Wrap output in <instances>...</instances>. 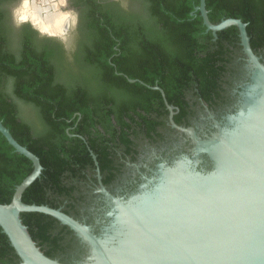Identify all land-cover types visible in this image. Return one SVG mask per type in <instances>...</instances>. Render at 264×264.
<instances>
[{
	"label": "flooded vegetation",
	"instance_id": "flooded-vegetation-1",
	"mask_svg": "<svg viewBox=\"0 0 264 264\" xmlns=\"http://www.w3.org/2000/svg\"><path fill=\"white\" fill-rule=\"evenodd\" d=\"M54 1L0 0V34L12 44L9 53L21 39L33 57L49 64L69 58L68 66L76 70L78 76L71 83L57 79L55 72V83L63 90L50 137L28 112L17 122L29 126L42 155L53 148V176L41 179L46 200L99 235L119 210L117 202L125 205L132 197L154 193L168 168L181 163L204 174L213 169L205 144L231 128L253 84L254 70L236 26L215 34L203 27L191 29L188 38L170 26L167 32L159 28L157 34L139 32L140 44L128 46L137 52L133 60L123 53L122 39L105 19L116 21L121 11H139L144 18L143 0H56V5ZM26 7L41 9L42 17L60 8L69 14L58 32H49L24 14ZM208 17L211 21L209 11ZM230 18L240 19L217 14L214 24ZM245 24L252 51L264 65V21ZM156 40L164 44L157 46ZM109 47L117 52L111 56H117L116 62L107 54L102 60L86 61ZM157 50L162 51L159 60L146 59ZM76 56L81 61L76 62ZM49 233L50 240L36 242L45 255L64 264L86 260L89 249L70 227L58 221ZM20 262L12 245L0 242V264Z\"/></svg>",
	"mask_w": 264,
	"mask_h": 264
},
{
	"label": "water",
	"instance_id": "water-1",
	"mask_svg": "<svg viewBox=\"0 0 264 264\" xmlns=\"http://www.w3.org/2000/svg\"><path fill=\"white\" fill-rule=\"evenodd\" d=\"M197 11L207 30L214 34L230 26L239 28L244 52L254 70L253 84L231 121V128L222 130L205 144L213 169L204 174L181 163L168 168L165 181L154 193L132 197L125 205L117 202L119 210L111 214L109 224L95 235L90 227L60 209L23 202L24 192L41 176L43 166L39 157L21 145L0 120V133L17 153L33 163V171L16 186L12 200L0 203V227L20 264H64L48 257L37 246L22 221L21 214L25 212L49 215L75 231L89 249L81 264H142V255L131 252V243L143 244L148 249L146 255L155 248L167 253L163 260L168 264H264V162L235 132L250 108L264 113V65L252 51L244 22L230 18L212 23L206 0H200L191 15ZM218 203L222 204L226 221L231 223L230 240L222 237L196 241L197 226L203 224L202 213L211 208L218 210ZM230 208L235 215L228 212ZM213 214L218 216L216 211Z\"/></svg>",
	"mask_w": 264,
	"mask_h": 264
},
{
	"label": "trees",
	"instance_id": "trees-1",
	"mask_svg": "<svg viewBox=\"0 0 264 264\" xmlns=\"http://www.w3.org/2000/svg\"><path fill=\"white\" fill-rule=\"evenodd\" d=\"M199 2L200 0H143L141 12L142 14L145 13L144 18L140 16L139 11L138 13L121 11L118 20L114 21L112 18H108L105 19V23L114 31L116 36L122 39L123 46L121 48L124 51L123 53L127 52L126 55L135 60L137 52L128 46L135 48L140 44L138 39L141 32L156 31L157 34L159 28H161L160 31L167 32L170 26L186 36L191 29L206 28L202 26L200 12H196V16L190 15V12L194 10V6L198 5ZM206 8L213 23L218 22V19H216L217 14H227L234 18H240L244 23H261L264 21V0H206ZM117 21L120 22L119 26H117ZM92 27L96 28L94 23ZM9 43L0 34V87L4 83V89L0 90V120L21 145L26 146L39 157L43 166L42 176L27 188L22 200L26 204L48 205L57 208L46 200L42 189V180L52 178V171L56 165L53 148L51 147L50 151L47 150L46 156L42 155L38 141L32 140L29 135V126L23 122L18 123L17 118L20 117L19 115H23L24 112H28L35 121V125H43L47 129L46 135L50 137L55 131L54 120L56 116L54 113L57 104L62 102L59 101L61 99L58 98V94L63 89H58V84L55 83L56 73L57 79H67L70 83L78 75L74 73L76 70L72 66H68L69 58H57L54 60L55 64L53 63V65L46 60L45 62L33 57L28 52V43H23L21 39L14 53L8 52V48L12 45L11 43L9 45ZM144 44L148 45V43ZM161 44H164V42L156 40L157 46ZM182 44L187 46L190 43L182 42ZM103 51L100 53L99 50L100 55L94 53L95 56H98L86 59V61H99L107 54L111 60L116 62L117 56L111 58L112 55L117 53L112 51V47H109L108 51H105V49ZM161 52V50L150 51L149 57L146 59L154 60L156 56L159 60ZM74 60L76 62L81 61V58L76 56ZM82 76L86 77L84 74ZM32 171L33 163L31 160L17 153L0 133L1 204L9 203L12 200L16 186ZM21 218L35 242L50 240L49 231L53 228V224L58 222L55 218L38 212L22 213ZM58 238L59 234L56 239ZM0 242L10 243L1 227ZM50 255L47 256L50 257Z\"/></svg>",
	"mask_w": 264,
	"mask_h": 264
},
{
	"label": "bare ground",
	"instance_id": "bare-ground-1",
	"mask_svg": "<svg viewBox=\"0 0 264 264\" xmlns=\"http://www.w3.org/2000/svg\"><path fill=\"white\" fill-rule=\"evenodd\" d=\"M40 10L39 8L29 9L26 7L24 14L31 17L32 21L43 30L52 32L62 28L64 16L61 13L53 12V14L51 12L52 14H47L45 17H42L40 15ZM235 132L238 138H244L242 139L244 141L243 144H246L248 146L247 148L254 153L259 160L264 162V113L259 112V110L255 108H250L248 112L241 117V123ZM217 209L218 210L215 208H211L210 210L206 209L205 214L202 213L203 224L201 223L199 227L197 226L199 235L196 236V241L201 239L203 241H215L222 239V237H226L227 240H230V233L232 232L231 223L226 221L221 203H218ZM233 210V208H230L228 212L235 215ZM214 211L218 214L217 217L214 216ZM189 238H192V235H189ZM222 244L220 245L221 249H223ZM130 249L132 253H137L139 256L142 255L140 257L144 262H142V264H168V261L163 260L164 257H168V254L162 253L159 249L155 248L150 250L147 255L146 252L148 249L141 243H131ZM119 253L122 254L123 250H119Z\"/></svg>",
	"mask_w": 264,
	"mask_h": 264
},
{
	"label": "rangeland",
	"instance_id": "rangeland-1",
	"mask_svg": "<svg viewBox=\"0 0 264 264\" xmlns=\"http://www.w3.org/2000/svg\"><path fill=\"white\" fill-rule=\"evenodd\" d=\"M34 1V0H33ZM36 1V0H35ZM45 1H47V0H45ZM61 2H63V0H60ZM56 0L54 1V3L53 4H55L56 5ZM62 4V3H61ZM35 5H37L38 6V4H35ZM38 7H40V6H38ZM43 7H46V6H43ZM46 10H48V8H46ZM59 13H61L64 17H66L68 14H69V12H67V10H64V9H61L60 8V10H59Z\"/></svg>",
	"mask_w": 264,
	"mask_h": 264
}]
</instances>
